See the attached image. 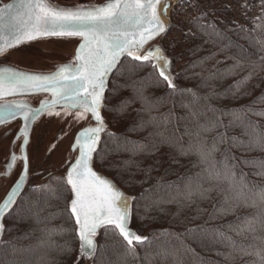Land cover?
<instances>
[{
	"label": "trees",
	"instance_id": "1",
	"mask_svg": "<svg viewBox=\"0 0 264 264\" xmlns=\"http://www.w3.org/2000/svg\"><path fill=\"white\" fill-rule=\"evenodd\" d=\"M170 90L151 64L125 59L103 116L98 172L135 198L131 248L115 228L94 264H264V0L250 28L197 18ZM71 190L54 176L6 220L0 264H73Z\"/></svg>",
	"mask_w": 264,
	"mask_h": 264
},
{
	"label": "water",
	"instance_id": "2",
	"mask_svg": "<svg viewBox=\"0 0 264 264\" xmlns=\"http://www.w3.org/2000/svg\"><path fill=\"white\" fill-rule=\"evenodd\" d=\"M171 9V0H10L0 6V55L36 40H77L68 61L42 62L27 70L0 67V100L32 98L37 103L3 104L0 116H32V122L59 112L50 145L77 125L61 173L71 190L69 211L79 240L73 264H94L105 228H115L131 248L148 240V234L141 236L132 227L135 198L98 172L94 159L108 131L103 108L109 83L125 59L151 64L168 88H175L172 60L162 47ZM25 185L21 176L1 207L0 242L4 218Z\"/></svg>",
	"mask_w": 264,
	"mask_h": 264
},
{
	"label": "flooded vegetation",
	"instance_id": "3",
	"mask_svg": "<svg viewBox=\"0 0 264 264\" xmlns=\"http://www.w3.org/2000/svg\"><path fill=\"white\" fill-rule=\"evenodd\" d=\"M9 1L0 0V6ZM68 40L74 39L48 38L22 44L0 55V67H14L27 70L28 66L26 64L30 62L31 57L47 58L51 54H48V51L57 53L56 51L60 50L59 47L47 46V42ZM42 44H44L43 47L38 46ZM59 54L60 52L58 56L61 58L62 56ZM28 59L29 61L27 62ZM17 101L33 107L37 106V103L32 98H21ZM17 101L16 99L0 100V106ZM31 119L32 116L30 118L27 116L23 118H14L12 115L0 116V210L2 205L8 201L9 195L21 176L26 177V185L17 202L29 188L42 187L54 176L62 177L61 173L66 169V166L63 164L64 161H62L63 158L57 162V159L53 158L54 154L52 151L51 153H43L42 151L43 145L49 138L50 130L52 128L56 130L59 127V123L56 124L60 119L59 112H47L35 119V121L30 122ZM61 142H63L62 137L55 143L56 146L54 148L58 149ZM54 170H58L57 173L48 180L43 181V178L50 171ZM17 202L4 218L5 230L6 220Z\"/></svg>",
	"mask_w": 264,
	"mask_h": 264
},
{
	"label": "built area",
	"instance_id": "4",
	"mask_svg": "<svg viewBox=\"0 0 264 264\" xmlns=\"http://www.w3.org/2000/svg\"><path fill=\"white\" fill-rule=\"evenodd\" d=\"M261 6L262 0H174L172 10L182 19L181 29L177 28L172 32L175 44L182 50L179 53L183 62L178 71L182 70L186 60L185 35L191 31L197 18L207 17L208 20L213 19L222 24L250 28L258 20Z\"/></svg>",
	"mask_w": 264,
	"mask_h": 264
},
{
	"label": "rangeland",
	"instance_id": "5",
	"mask_svg": "<svg viewBox=\"0 0 264 264\" xmlns=\"http://www.w3.org/2000/svg\"><path fill=\"white\" fill-rule=\"evenodd\" d=\"M174 11L171 9V11L169 12V18L167 20V24H168V32L166 34V37L168 36V40L169 42H171V44L173 45L174 49H175V60H174V71L178 72V68H180L181 62H183V60H181V55L179 52H182V50H179V48L177 47V45L174 42L173 39V30L182 27L181 22L182 19L177 16ZM165 37V38H166ZM164 38V40H165ZM164 40L162 42V47H163V43ZM77 43V40H68V41H62V42H47V46L49 45L50 47H59L60 50L56 51L57 53H53V51H48L47 53H51L48 55L47 58H40V57H31L30 58V62L29 59L27 60V64L26 66H28L27 68H37L40 67L39 64H41L42 62H52V61H57V62H65L71 59V57L68 55V53L70 52L71 47H73V45ZM46 44V43H44ZM38 45L39 47H43V45ZM164 49V48H163ZM60 52L59 55H61L62 57L59 58L58 53ZM183 64V63H182ZM176 69V70H175ZM58 122H56L57 124ZM55 124V127H56ZM75 129V130H74ZM77 130V125L74 126V128H70V130L65 133V135L62 136L63 138V142L60 143V146L58 147V149H55L54 147L56 146V144L54 145H50L51 139L55 133V128H52L50 130V135L49 138L46 140V143L43 145V153H51V151L53 152V158L57 159V162H59L62 158V161H65L66 156H67V145L71 139V137L74 135V133ZM55 149V150H54ZM62 163V162H61ZM100 239V237H99ZM99 239H98V243H99ZM77 255V254H76ZM82 264V263H81Z\"/></svg>",
	"mask_w": 264,
	"mask_h": 264
},
{
	"label": "bare ground",
	"instance_id": "6",
	"mask_svg": "<svg viewBox=\"0 0 264 264\" xmlns=\"http://www.w3.org/2000/svg\"><path fill=\"white\" fill-rule=\"evenodd\" d=\"M174 0H171V2H173Z\"/></svg>",
	"mask_w": 264,
	"mask_h": 264
}]
</instances>
